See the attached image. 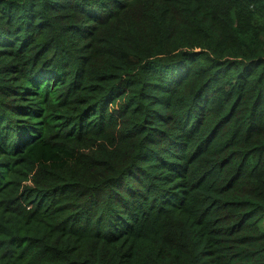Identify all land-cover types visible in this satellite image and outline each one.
<instances>
[{"label": "trees", "instance_id": "trees-1", "mask_svg": "<svg viewBox=\"0 0 264 264\" xmlns=\"http://www.w3.org/2000/svg\"><path fill=\"white\" fill-rule=\"evenodd\" d=\"M0 264H264V0H0Z\"/></svg>", "mask_w": 264, "mask_h": 264}]
</instances>
